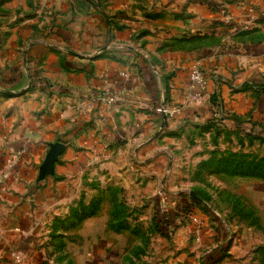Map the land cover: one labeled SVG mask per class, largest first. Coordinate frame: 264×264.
I'll list each match as a JSON object with an SVG mask.
<instances>
[{"label":"crops","instance_id":"obj_1","mask_svg":"<svg viewBox=\"0 0 264 264\" xmlns=\"http://www.w3.org/2000/svg\"><path fill=\"white\" fill-rule=\"evenodd\" d=\"M195 69L208 82L198 103ZM35 72L47 89L28 92ZM0 91V264H77L69 246L103 218L116 179L95 170L129 159L132 141L205 125L212 97L227 127L264 136V0H0ZM163 108L177 111L166 123ZM241 207L258 224L231 218L218 264H264L261 207Z\"/></svg>","mask_w":264,"mask_h":264},{"label":"rangeland","instance_id":"obj_2","mask_svg":"<svg viewBox=\"0 0 264 264\" xmlns=\"http://www.w3.org/2000/svg\"><path fill=\"white\" fill-rule=\"evenodd\" d=\"M233 129L220 121L159 131L142 148L132 141L122 164L98 167L95 173L113 170L116 179L99 186L108 205L103 218L81 232L87 240L69 246L77 264H204L216 238L229 234L230 219L239 221L234 206L258 205L264 218V181L239 174L264 160V136ZM91 184L96 195L98 182ZM113 200L122 210L114 221ZM86 202L83 195L79 203Z\"/></svg>","mask_w":264,"mask_h":264},{"label":"trees","instance_id":"obj_3","mask_svg":"<svg viewBox=\"0 0 264 264\" xmlns=\"http://www.w3.org/2000/svg\"><path fill=\"white\" fill-rule=\"evenodd\" d=\"M14 72H19V69L17 68H14L13 69ZM38 79V73L35 72L34 74H30V84H29V91H32L34 89H36V86H35V82L37 81ZM50 88L52 86H49ZM211 102L212 104L214 105V107L216 108L218 106V103H219V100L217 97H212L211 98ZM234 121L236 122V126L237 128H241L242 126V123L241 121H239L237 118H234ZM219 122H216V120H214L212 118V120H210L208 123H206L204 126H212V125H215ZM241 163H245V160H243ZM239 163V164H241ZM247 167H250V165H248ZM252 171L254 172H241L239 173L240 176H246L248 177V175H251L252 178L254 179H257V180H262L264 181V160H261L259 163L255 164L254 166L251 167ZM114 203H115V200H113ZM116 203L114 204V210L112 212V219L113 221L115 220V217H117V215L122 211L120 210V208L118 207H115ZM242 204L240 205H237V206H234L233 207V210H235V213H233L234 217H238L239 218V221L241 222L242 220L244 221H247V222H251L252 225H257L258 224V219H256V216H255V213L251 210H244L242 209L241 207ZM92 206V207H91ZM89 207L91 208L92 210V215H95L96 214V206L90 204ZM81 209L82 211H86V207L84 206L83 203H80L79 206L77 207V209H75L74 213L78 212V210ZM83 216H86V212L82 214ZM87 215H91V214H87ZM232 216V217H233ZM119 219V218H118ZM119 230V228H117ZM227 252H228V249L227 248H220L218 249L217 251H215L209 258V261L207 262H204V264H218L219 262H221L224 258L227 257ZM262 254L264 255V250L262 252ZM212 257V258H211ZM219 257V259H218ZM263 262H264V259H263Z\"/></svg>","mask_w":264,"mask_h":264},{"label":"built area","instance_id":"obj_4","mask_svg":"<svg viewBox=\"0 0 264 264\" xmlns=\"http://www.w3.org/2000/svg\"><path fill=\"white\" fill-rule=\"evenodd\" d=\"M190 80H191L190 88L192 92L191 97L195 99L194 102L198 103L199 98L197 97L200 96L207 89V84H208L207 79L199 69H195L191 72ZM35 86L36 89L38 90L47 89V85H45L40 79H37V81L35 82ZM175 112L177 111H171L167 108H163L161 110V113L164 122L166 123L169 117H172ZM213 119L216 120V122H220V121L224 122V120L226 119L220 101L218 103V106L215 108V114L213 115Z\"/></svg>","mask_w":264,"mask_h":264},{"label":"water","instance_id":"obj_5","mask_svg":"<svg viewBox=\"0 0 264 264\" xmlns=\"http://www.w3.org/2000/svg\"><path fill=\"white\" fill-rule=\"evenodd\" d=\"M6 94H10V91H6ZM62 150H63L62 144H55L51 146L43 165V173L52 172L54 168V163L56 162Z\"/></svg>","mask_w":264,"mask_h":264}]
</instances>
